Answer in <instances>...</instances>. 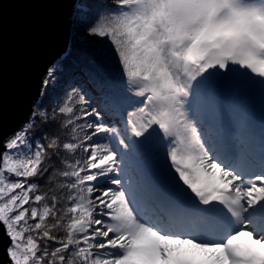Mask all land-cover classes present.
Instances as JSON below:
<instances>
[{
  "label": "snow or ice",
  "instance_id": "6c2138e0",
  "mask_svg": "<svg viewBox=\"0 0 264 264\" xmlns=\"http://www.w3.org/2000/svg\"><path fill=\"white\" fill-rule=\"evenodd\" d=\"M87 32L108 38L97 86L117 73L140 99L121 129L73 89L67 139L35 141L32 122L0 139L7 264H264V156L256 170L217 152L192 115L223 83L264 96V0H112ZM154 134L159 196L121 175Z\"/></svg>",
  "mask_w": 264,
  "mask_h": 264
},
{
  "label": "water",
  "instance_id": "95a60500",
  "mask_svg": "<svg viewBox=\"0 0 264 264\" xmlns=\"http://www.w3.org/2000/svg\"><path fill=\"white\" fill-rule=\"evenodd\" d=\"M78 0H0V139L30 122L48 70L68 51ZM254 117L264 123V103ZM146 167L152 172L151 165ZM0 228V259L7 245Z\"/></svg>",
  "mask_w": 264,
  "mask_h": 264
},
{
  "label": "rangeland",
  "instance_id": "374dc122",
  "mask_svg": "<svg viewBox=\"0 0 264 264\" xmlns=\"http://www.w3.org/2000/svg\"><path fill=\"white\" fill-rule=\"evenodd\" d=\"M94 1H96V3H100L101 5L112 4V0ZM100 4H98V6ZM94 11H96V7L93 9L92 13ZM96 12L98 13L99 11L97 10ZM74 16L75 15L72 17L71 34L73 33V25L75 24V19H73ZM71 38L72 37L70 36V42ZM86 78L87 80L85 82H80L77 79H74L71 82L70 90H67V92L64 90V92L61 94V96H63V100L60 101L59 108L62 107L65 102H67V97L69 94H73V89H75L76 92L80 94H86V99L89 100V104L102 112L104 122L114 124L115 126L123 129V114L135 107V102L140 98L133 96L130 92H128V95L122 94L118 92L117 89L109 88L108 86H105L103 89L99 88L96 85L91 72H87ZM46 79H49L48 75ZM51 81L55 83L54 78H50L49 83ZM44 87L46 86L43 85V89ZM228 87H231V85L228 83H223L216 89V91L219 92L221 89L219 93L223 96L226 92L228 93ZM222 91L224 93H222ZM214 95L215 94L212 93L210 96L203 99L198 108L192 113L194 118L199 122L206 143L209 146L214 147V149L217 146L222 147L223 136L222 130L219 128V126H221L219 110L220 107L227 108L230 114L229 121L227 122L229 128L227 130L231 133V140L233 142L229 146V148L233 150L232 154L238 157H247L246 160L249 162V164L254 169L259 170L261 165L251 161L252 157H250V153L248 151L253 150L254 154H257L258 156H264V123L258 122L253 116L257 104L261 102L264 103V96L261 95L258 89L253 90V92L247 97H239L236 99L231 98L229 101H225L220 99L219 96ZM227 96L229 97V94H227ZM94 98L96 99L97 103L93 102ZM103 99H107L109 101L110 108L105 106L102 101ZM99 103L102 104L99 105ZM76 108L77 114H79L80 106L77 105ZM104 109H108L109 112L113 114L114 119L107 118V116L103 113ZM65 117L68 118L67 116ZM88 119L91 120V118ZM77 123L79 122L77 121ZM80 123H85V121L81 120ZM258 126H260L262 129L259 130L257 128ZM209 136L210 139L208 138ZM93 139L98 142H107L105 134H101L100 137H94ZM153 139L155 142L154 148L144 156L137 159H126V174H121L125 180H128L129 177H131L134 181L138 182L143 189L151 188L152 192L155 190L156 183L151 179V172L145 168V163L148 159L152 169L157 171L158 162L163 158V146L155 138V134ZM211 139H214L217 142L219 141L217 146H215L214 141H210ZM83 155L86 158L87 154ZM149 203H151V201H149Z\"/></svg>",
  "mask_w": 264,
  "mask_h": 264
},
{
  "label": "trees",
  "instance_id": "16d2710c",
  "mask_svg": "<svg viewBox=\"0 0 264 264\" xmlns=\"http://www.w3.org/2000/svg\"><path fill=\"white\" fill-rule=\"evenodd\" d=\"M94 0H79L74 13L75 24L73 25V33L71 34V42L67 53L61 60L57 61L52 69L54 71L55 83L51 81L42 91V95L38 104L35 107L34 113L45 112L48 114L49 121L45 123L38 115L33 116L30 122L34 124L33 129L29 133L35 141L46 143L48 138L54 133L61 136V140L67 139L64 132L59 130V125L67 120L65 116L59 113V103L63 100L61 94L70 90L71 82L77 79L80 82L87 80V72H91L97 66V51L104 47L108 42V38L90 35L87 32L88 21L94 19L100 14H107L111 5H99ZM99 12L93 11L95 9ZM51 78V79H52ZM96 82V81H95ZM97 85V83H96ZM109 88H115L118 92L128 95L125 85L121 82L119 74L110 73L108 83L105 85ZM104 86V87H105ZM105 106L110 108L107 99L102 100ZM111 110V109H110ZM79 123L81 122L78 121ZM84 153H78V156H83ZM85 158V157H84ZM44 184V181H40ZM46 188H41L40 191H45Z\"/></svg>",
  "mask_w": 264,
  "mask_h": 264
},
{
  "label": "bare ground",
  "instance_id": "6f19581e",
  "mask_svg": "<svg viewBox=\"0 0 264 264\" xmlns=\"http://www.w3.org/2000/svg\"><path fill=\"white\" fill-rule=\"evenodd\" d=\"M220 91H221V89H220ZM219 92L215 90V92H214L215 95L214 96L217 95V96H219L220 99H223L225 101H229L231 98L236 99V98H239V97H241V98L247 97L250 93L253 92V90H237V89H235L234 87L231 86V87H228V93L226 92L223 96ZM222 93H224V92L222 91ZM227 94H229V97L227 96ZM93 102L97 103L95 98L93 99ZM101 104L102 103H99V105H101ZM103 113H104V115L107 116V118L114 119L113 114H111L108 109H104ZM224 127L227 128V129L229 128V126L227 124H225Z\"/></svg>",
  "mask_w": 264,
  "mask_h": 264
}]
</instances>
